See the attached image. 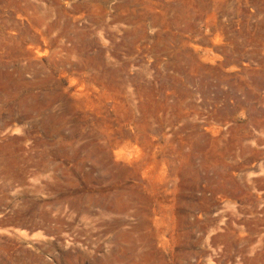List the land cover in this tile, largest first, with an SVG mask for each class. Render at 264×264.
<instances>
[{
	"label": "rangeland",
	"instance_id": "obj_1",
	"mask_svg": "<svg viewBox=\"0 0 264 264\" xmlns=\"http://www.w3.org/2000/svg\"><path fill=\"white\" fill-rule=\"evenodd\" d=\"M257 62L264 0H0V261L96 264L143 224L162 264H264V198L190 147L255 133Z\"/></svg>",
	"mask_w": 264,
	"mask_h": 264
},
{
	"label": "crops",
	"instance_id": "obj_2",
	"mask_svg": "<svg viewBox=\"0 0 264 264\" xmlns=\"http://www.w3.org/2000/svg\"><path fill=\"white\" fill-rule=\"evenodd\" d=\"M260 65L250 72L254 76L251 83L255 84L257 89L259 88L257 92L264 88V63ZM229 68L230 66L224 65L219 72L227 76L223 71ZM240 73L241 80L245 75L242 71ZM255 101L257 103V100ZM262 101L261 99L260 102ZM237 114L238 111H235L234 115ZM253 115L256 119L255 124L252 125L255 133L249 130L235 133L232 129L225 135L222 142L218 141L221 139L217 140L213 137V133H202L200 137L202 142L197 141L190 144L192 149L201 150V154L193 155L206 157L207 172H210V167H217L216 184L212 188L215 189V195L218 197L264 198V107L255 106ZM249 174L254 177L249 179ZM252 192L258 195L253 196Z\"/></svg>",
	"mask_w": 264,
	"mask_h": 264
},
{
	"label": "bare ground",
	"instance_id": "obj_3",
	"mask_svg": "<svg viewBox=\"0 0 264 264\" xmlns=\"http://www.w3.org/2000/svg\"><path fill=\"white\" fill-rule=\"evenodd\" d=\"M138 202L137 198H125L123 193L119 197H110L108 202L102 203V206L107 211H123L126 212L131 207H134ZM137 214L141 215L138 211ZM45 221H48V217H45ZM28 219L22 217L20 220L21 225H28ZM143 224L135 228L131 233L123 232L120 236H126L128 244L121 246V248L115 250L111 255L104 257L100 260H96V264H162L161 260H155L151 256L142 255L141 250L147 248V250H153L155 247L154 240L158 239V233L152 239V242L146 241V234H142ZM76 254V253H75ZM74 255V254H73ZM85 254L78 253L74 256L66 255L61 258L62 264H82L85 261ZM17 260V259H16ZM23 261V260H22ZM0 264H33L29 262H1ZM37 264H44L42 261H38ZM48 264V263H45Z\"/></svg>",
	"mask_w": 264,
	"mask_h": 264
}]
</instances>
